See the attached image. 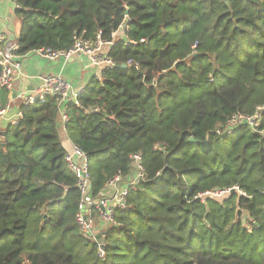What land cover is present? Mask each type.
Wrapping results in <instances>:
<instances>
[{
    "label": "trees",
    "instance_id": "trees-1",
    "mask_svg": "<svg viewBox=\"0 0 264 264\" xmlns=\"http://www.w3.org/2000/svg\"><path fill=\"white\" fill-rule=\"evenodd\" d=\"M13 1L15 59L126 30L78 105L19 101L1 127L0 264H264V109L255 129L224 130L264 107V0ZM61 111L94 199L141 158L143 178L102 230L103 258L76 222Z\"/></svg>",
    "mask_w": 264,
    "mask_h": 264
},
{
    "label": "built area",
    "instance_id": "built-area-1",
    "mask_svg": "<svg viewBox=\"0 0 264 264\" xmlns=\"http://www.w3.org/2000/svg\"><path fill=\"white\" fill-rule=\"evenodd\" d=\"M13 3L14 6L17 7V4L14 1ZM125 30V26H121L111 34L109 40L105 42L97 41L94 45L78 37L76 38L73 47L69 50L39 48L34 52L49 61L60 57L67 59L74 53L88 54L91 58L92 64L100 68L101 71L102 69L115 66V63L108 57L106 51L107 48L113 45L120 36L124 35ZM2 40L3 36L0 37V43ZM15 49L16 45L4 46L0 44V89L8 91L12 89L15 72L19 71L21 68L20 62L15 59L13 55ZM77 95L78 93L74 91L71 83L65 80L62 76L58 74H47L40 77V84L38 87L34 88L32 91L20 92L17 97L24 104L34 101L43 102L48 96H54L58 98L60 105L67 101H73L78 105ZM8 108V104L0 106V115H2ZM262 109H264V107H258L253 115H232L224 130L229 133L241 125H248L250 128L255 129L260 120L259 111ZM20 114L21 113L17 111L16 118L19 117ZM60 119L62 124L67 120V116L63 111L60 112ZM131 159L133 162L134 173L125 178L120 174H116L107 184L109 191H106L105 195L94 199L89 192L90 180L87 156L82 150L73 144L71 149L65 155V161L76 178V186L81 195L78 203L76 222L82 235L97 243V254L100 258L105 256L103 245L101 243V238L104 234L102 233V230L97 229V222L102 221L107 224L112 223L113 209L115 207L124 206L129 189H134L139 180L143 178L140 156L138 154H133L131 155ZM226 191L228 192L230 190L227 189L215 192L216 195H220ZM215 192L213 193L215 194Z\"/></svg>",
    "mask_w": 264,
    "mask_h": 264
},
{
    "label": "crops",
    "instance_id": "crops-1",
    "mask_svg": "<svg viewBox=\"0 0 264 264\" xmlns=\"http://www.w3.org/2000/svg\"><path fill=\"white\" fill-rule=\"evenodd\" d=\"M12 0H0V37L3 36L1 45L14 46L19 33L20 21L14 13ZM15 57V56H14ZM21 64L19 71L15 72L12 89L0 91V103L8 104L9 108L0 115V129L16 120L17 95L23 91H32L40 84V77L47 74H58L71 83L74 91L80 93L94 77L100 75V68L94 66L88 54L74 53L67 59L57 58L49 61L36 52L27 53L16 57ZM7 91V92H6ZM15 94V95H13ZM58 133L63 146L68 151L72 143L68 140L61 119L58 120ZM108 224L98 221L97 229L103 230Z\"/></svg>",
    "mask_w": 264,
    "mask_h": 264
},
{
    "label": "water",
    "instance_id": "water-1",
    "mask_svg": "<svg viewBox=\"0 0 264 264\" xmlns=\"http://www.w3.org/2000/svg\"><path fill=\"white\" fill-rule=\"evenodd\" d=\"M116 66H118V67L120 66L121 68H125V67H126V65H125L124 63L121 64V65L116 64ZM13 95H15V94H13ZM189 140H190V141L199 142L198 140H194L192 137H190ZM203 143H205V142H203ZM230 192H233V189H230Z\"/></svg>",
    "mask_w": 264,
    "mask_h": 264
},
{
    "label": "rangeland",
    "instance_id": "rangeland-1",
    "mask_svg": "<svg viewBox=\"0 0 264 264\" xmlns=\"http://www.w3.org/2000/svg\"><path fill=\"white\" fill-rule=\"evenodd\" d=\"M215 194H216V192H215Z\"/></svg>",
    "mask_w": 264,
    "mask_h": 264
}]
</instances>
